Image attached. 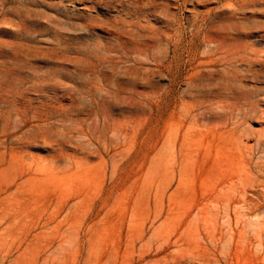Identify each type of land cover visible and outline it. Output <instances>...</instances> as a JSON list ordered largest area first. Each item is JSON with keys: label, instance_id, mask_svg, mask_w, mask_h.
<instances>
[{"label": "rangeland", "instance_id": "374dc122", "mask_svg": "<svg viewBox=\"0 0 264 264\" xmlns=\"http://www.w3.org/2000/svg\"><path fill=\"white\" fill-rule=\"evenodd\" d=\"M231 5L264 23V0H0V264H264V73L252 109L244 66L205 97Z\"/></svg>", "mask_w": 264, "mask_h": 264}, {"label": "bare ground", "instance_id": "6f19581e", "mask_svg": "<svg viewBox=\"0 0 264 264\" xmlns=\"http://www.w3.org/2000/svg\"><path fill=\"white\" fill-rule=\"evenodd\" d=\"M231 8L233 9L231 13L233 22L226 29L224 28V33L221 36L215 37L211 33L213 27L209 23H206L207 30L203 36V42L207 48V52L202 63L205 82H207L205 97L208 101L211 96L210 85L212 80H214L213 76L215 74L226 76V73L229 72V67L238 68L239 66H244L243 73L233 78L235 82L240 83L238 86L235 85L233 89L246 93L236 103L240 106H242V103L245 106L249 105L250 109H252L253 105L255 106L262 100L258 97L262 95L263 89H259L258 87L245 89V84L243 83L247 81V78H250L251 83H254L253 81H257L259 77L263 76L264 48H260V44L264 43V23L261 22L256 30L247 29L245 24L250 20L245 19V6L231 5ZM217 147L218 149L215 150L216 158L213 159V163H218L222 160L221 156H223V153L221 149L224 146L219 143Z\"/></svg>", "mask_w": 264, "mask_h": 264}]
</instances>
